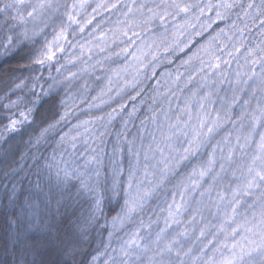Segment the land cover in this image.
Wrapping results in <instances>:
<instances>
[{
	"label": "snow or ice",
	"instance_id": "6c2138e0",
	"mask_svg": "<svg viewBox=\"0 0 264 264\" xmlns=\"http://www.w3.org/2000/svg\"><path fill=\"white\" fill-rule=\"evenodd\" d=\"M132 2L133 5L136 4V0ZM87 5L88 0H72L71 3L67 0H0V15L4 17L5 22L14 21L0 28V56L17 59L21 66L30 72L42 69L46 64L51 66L57 57V52L64 51L61 42L68 40L69 29L75 26L83 32L85 27L92 23V19L83 22L78 19ZM236 6L235 0L233 2L222 0L221 3L209 4L207 7L223 8L228 12ZM101 7L114 9L117 5H97L93 12H97ZM194 8H199V5L189 3L187 0H159V2L152 0V6L141 3L136 6V11L141 15L142 25L159 21L162 27L182 15L188 17ZM247 8L257 11L254 14L246 11L245 17H251L253 21L257 16L264 17V0H261L259 5L249 3ZM199 11L202 15L204 9L199 8ZM132 12L133 7L130 6L128 13L124 14L125 17ZM216 16L218 19H223L224 13L217 11ZM57 19L59 26L58 30L54 28L53 39L49 41L45 37L44 43L37 47L36 38L44 31L43 28L36 26L37 20L42 21L44 27H47L49 22L55 24ZM29 23L33 25L31 29L28 27ZM128 23L131 26H138L135 22ZM260 25L264 27V19H261ZM175 27L183 28L184 25ZM237 30L242 34L245 29ZM72 35H75L74 31ZM80 47L83 49L84 46ZM177 49L183 51L179 48V44L173 51ZM165 52H168L167 48ZM257 55H259L258 59ZM249 57L252 58L253 65H260V73L257 74L253 69L251 75L245 74L247 79H241L240 73H237L231 102L222 99L221 108L215 110L214 117L204 111L205 105L201 103L200 111L196 115V123L191 125L190 132L183 130L188 128L193 120V115L187 107L185 111L188 120L183 122V126L181 127L180 123L169 126L170 129L179 131V135L185 138L184 143L187 147H183L182 151L172 148L170 141L177 134L176 131H172L170 135L161 133L162 140L168 147L167 155L159 144L155 148L149 145L142 153L141 148L136 147L135 137L129 140L126 133L122 137L118 133L117 142L111 153L107 155L106 163L104 141L93 135L92 138L97 140L98 144L97 147H92L85 138L92 132L91 126L97 121H103L104 116L92 117L74 125L68 132L59 136L50 155L42 154L41 140L45 139L46 142L45 133L49 129H55L56 125L65 119L68 115L65 112L55 124H49L47 128L42 129L34 142L30 140L32 146L36 148L34 153L30 156L21 153L18 160L13 159L9 134L18 132L22 125L28 123L29 118L38 111L37 106L44 102V97L51 96L61 82L53 79V83L48 85L43 95L34 92L36 84L33 83L30 89L31 99L26 100L23 96H18L16 100L3 105L8 113L5 117L7 124L0 128V142L9 146L0 153V164L3 165L0 168V180L4 181L3 187L0 188V264H76L77 255L83 254L81 245L87 239L84 235L87 226L99 222V216L103 213L105 195L109 193L112 198L122 196L123 203L111 220L104 218L105 224L111 229L108 232V243L105 244L103 252L91 258L89 264H97L101 256L106 257L103 264H264V47L248 49L246 62ZM191 59L190 57L189 60ZM216 59L217 63L211 67L218 70L220 62L218 57ZM223 63L229 62L225 60ZM57 71L59 72L60 69L58 68ZM83 71L85 69H81V72ZM155 74L153 68L152 75ZM78 75L77 72L68 74L65 79L69 82V86ZM31 79L38 82L40 77L33 76ZM192 79L191 76L188 78L189 84L192 83ZM255 80H259L262 85L260 89L262 96L257 98L256 106L251 112L247 110L251 98L244 100L240 116L233 120L231 108L237 103L236 93L244 91L240 85L248 86L249 81ZM138 83V80L126 81L125 87L117 89V95L122 94L126 87L136 88ZM111 84L109 78V87L106 90L102 89L98 96L92 98L93 101L99 102L90 103L89 109L99 108L114 99L110 95ZM229 84L231 85L232 82L229 81ZM25 86V81L21 80L15 83L10 91L23 89ZM205 86L198 84L193 96ZM83 87L87 90V84ZM5 95L7 96V93ZM251 95L255 96L254 90ZM105 96L108 97L107 100L104 99ZM211 96L212 93L208 92L202 99L214 103L211 101ZM59 103L65 102L61 100ZM21 104L24 105L23 110L19 109ZM125 107L121 104L118 109L113 108L107 114V123L110 124L116 115L125 110ZM13 109L17 111H12ZM135 112L136 109L133 108L132 112L128 113L129 119ZM153 120H155L154 116ZM177 120L179 121V117ZM237 120L240 121L241 129L244 128L245 121L247 122L246 134L238 132L233 143V133L228 132L220 141L212 143L215 136L227 124L231 123L235 129ZM126 124L127 121L125 126ZM140 139L142 143L143 138ZM155 139L153 136V141ZM81 143L84 145V150L77 155L78 145ZM202 148L211 149L207 160L198 167H193L187 177V183L178 184L174 190L169 191L167 185L177 174L178 169L190 157L199 154ZM125 151L129 156V164L127 177L122 179L125 172L123 167ZM237 152L240 153V163L233 168L232 166L236 164ZM27 160H31V163L25 164L24 161ZM229 169H232L233 177L236 176L237 171L240 172L238 182L235 187L229 185L230 196L218 192L216 200L213 201L212 191L217 183L222 182ZM206 178H210L211 183L204 188ZM197 192L199 198L196 196ZM206 196L207 204L204 203ZM153 199L157 200L156 206L152 207L156 219L153 220L149 216L145 222L143 213ZM83 204H87V215L83 214L81 208V215L76 216L77 209ZM213 206L217 211L211 214L213 218L219 216L218 224L206 222L203 214L205 210L211 212ZM221 207H223L222 213ZM157 208H159L158 212ZM189 212L192 213L191 219L184 221L182 217ZM160 213L165 215L161 217ZM197 215L200 216L199 223L203 224V227L198 229V235L196 234ZM72 217H75L77 222L83 221L79 235L75 232L69 234L59 226L63 220H68L70 225L73 224ZM161 219H163L162 227ZM182 224L185 227L181 228ZM153 225L156 227L154 228ZM120 231H123L124 235L115 236ZM114 236L117 247L112 246Z\"/></svg>",
	"mask_w": 264,
	"mask_h": 264
},
{
	"label": "trees",
	"instance_id": "16d2710c",
	"mask_svg": "<svg viewBox=\"0 0 264 264\" xmlns=\"http://www.w3.org/2000/svg\"><path fill=\"white\" fill-rule=\"evenodd\" d=\"M141 1L136 0V4L133 5L132 0H88L86 9L78 19H81L82 22L86 19H92V23L87 25L83 32H80L75 26L69 29L68 40L61 42L64 51L57 52V57L51 63V66L46 64L42 69L30 72L22 67L17 59H6L4 56H0V128L7 124L5 117L8 110L3 105L11 100H16L18 96H23L26 100L31 99L30 89H32L33 83L36 84L34 92L43 95L44 91L48 89V85L53 83V79L61 82L51 96L44 97V102L37 106L38 111L29 118V122L22 125L18 132L9 134L13 159L18 160L21 153L29 156L34 153L36 148L32 146L30 140L34 142L42 129L47 128L49 124H55L65 112L68 113L65 119L56 125L55 129H49L45 133L46 142L45 139L41 140L40 151L42 154L50 155L59 136L68 132L74 125L99 116H104L105 119L92 125V132L85 138L88 139L92 147H97L98 144V141L92 138L93 135L104 141L106 163L107 155L111 153L117 142L118 133L121 137L126 133L129 140L135 137L136 147L141 148L142 153L143 150L148 149L149 145L155 148L159 144L160 147L165 149L167 155L168 147L163 142L161 133L170 135L172 131H176L177 134L173 136L170 143L172 148L182 151L183 147H187V144L184 143L185 138L179 135L178 130L170 129L169 126L177 123H180L181 127L183 126V122L188 120L185 108L190 109L193 120L190 122L189 127L183 128V130L190 132L191 125L196 123V115L200 111L199 106L201 103L205 105L204 111L214 117L216 115L215 110L221 108L222 99L231 102L237 73H240L241 79H247V75H251L253 69L257 74L260 73V65H253L251 57L246 62L245 56L250 48L264 47V27L260 25V21L264 17L257 16L253 21L251 17H245L244 13L246 11L256 13V9L249 10L247 5L249 3L259 5L261 0H235L237 6L228 12H225L223 8L212 7L209 9L207 7L209 4L221 3L222 0H187V2L203 8V14L201 15L199 8H194L188 17L182 15L175 21L170 20L162 27L159 21L150 25L141 24V15L136 11V6L139 5L137 2L141 3ZM67 2L71 3L72 0H67ZM156 2H159V0H156ZM229 2H233V0H229ZM126 3L129 5L128 7L132 6L134 8L133 12L135 11L134 14L130 13L127 17L124 15L127 12H123L121 8ZM103 4H116L117 7L114 9L101 7L97 12H93L97 5ZM217 11L224 13L223 19L217 18ZM144 16H147L146 10ZM126 21L135 22L138 26H131ZM12 23L14 21L11 20L5 22L4 17L0 15V28ZM176 25H184V27H175ZM36 26L44 29L43 34L36 38V46L39 47L44 43L45 37L49 41L53 39L54 28L58 30L59 19L56 20L55 24L49 22L47 27H44L42 21L37 20ZM28 27L31 29L33 25L29 23ZM221 29H223V32H221ZM237 29L245 30L241 34ZM73 31L75 35H72ZM179 33H183V35H179ZM196 33H200V35H196ZM177 44L183 51L178 49L173 51V49H176ZM81 45L84 46L83 49L80 47ZM166 48L168 52H165ZM236 49H239V51H236ZM190 57L191 60H189ZM217 57L220 62L218 70L211 67V65L217 63ZM256 58L258 59L259 55ZM225 60L229 63L224 64L223 61ZM186 61L187 63H185ZM58 68L60 69L59 72L57 71ZM153 68L155 69V76L152 75ZM3 69L15 70L4 71ZM81 69H85V71L81 72ZM70 72L79 73L77 79L71 82V86L65 79ZM33 76H39L40 80L38 82L33 81L31 79ZM190 76L193 78L191 84L188 83ZM109 78L112 81L110 95L114 99L99 108L89 109L88 105L90 103L99 102L93 101L92 98L98 96L102 89L106 90L109 87ZM21 80L25 81L26 86L14 92L10 91L14 84L19 83ZM133 80L139 81L136 88L126 87L122 94L117 95V89L125 87L126 81L131 82ZM229 81L232 82L231 85ZM85 84H87V90L83 87ZM198 84L206 86L201 88L196 96H193ZM240 87L244 88V91L236 93L238 100L231 108L233 120L240 116L244 100L251 98V104L247 109L251 112L256 106L257 98L262 96L260 90L262 85L259 80L249 81L248 86L240 85ZM253 90L255 96L251 95ZM208 92L212 93L211 101H214V103L202 99ZM5 93H7V96ZM132 97H135V99H131ZM104 99L107 100L108 97L105 96ZM61 100L65 103L60 104L59 101ZM121 104L126 106L125 110L116 115V118L108 124L107 114L113 108L118 109ZM23 108L24 105L21 104L19 109L23 110ZM133 108L136 109V112L129 119L128 113L132 112ZM12 111H17V109ZM153 116L155 120H153ZM177 117H179V121ZM125 121H127L126 126ZM237 131L246 134L248 131L247 122L245 121L243 129L240 128V121L238 120L235 129H233L231 123L227 124L215 136L212 143L215 144L220 141L228 132L233 133L232 142L235 143ZM101 133H103V136H101ZM72 134L74 135L75 132ZM153 136L156 138L155 141H153ZM141 137L143 138L142 143ZM8 146V144L0 142V153ZM83 150L84 145L81 143L78 145L77 155ZM210 151V148H202L199 154L190 157L171 179V182L167 185L168 190L172 191L176 185L184 183L193 167H198L203 161L207 160ZM157 159H159V154H157ZM141 162L143 163V155L141 156ZM24 163L30 164L31 160L24 161ZM239 163L240 153L237 152L236 164L232 167L236 168ZM128 164L129 156L125 151L123 155L125 172L122 179L127 177ZM2 167L3 165L0 164V168ZM217 170H219V165H217ZM239 176L240 172L237 171L236 176L233 177L232 169H229L222 182L217 183L214 187L212 191L213 201L216 200L218 192L230 196L229 185L235 187ZM3 183L4 181L0 180V188L3 187ZM210 183L211 179L206 178L204 188H207ZM196 196L199 198L198 192ZM177 200H179V196H177ZM122 203V196L112 198L110 193L105 195L103 213L100 214L98 223L87 226L84 233L87 239L81 245L83 254L77 255L76 264H89L93 256L104 251V246L108 243V232L111 230L105 224L104 218L107 217L108 220H111V217L120 210ZM204 203H208L207 196L204 198ZM156 204L157 200L153 199L143 213L145 222H147L149 216L153 220L156 219V214L152 212V207ZM195 206V202H193V207ZM81 208L86 216L87 204H83L77 209L76 216L81 215ZM158 211L159 208H157ZM216 211L214 206L211 207V212L204 211L206 222L219 223V216L213 218L211 214L216 213ZM220 211L223 212V207ZM160 215L163 217L165 213H160ZM191 216L192 213L189 212L182 219L188 221ZM72 220L73 224L71 225L68 220H63L59 226L69 234L75 232L76 235H79V228L83 221L77 222L75 217H72ZM196 221V234L198 235L199 227H203V224L199 223V215L196 216ZM161 223H163V219L160 220ZM153 227L156 226L153 225ZM180 227L183 228L185 225L182 224ZM189 231H191V227H189ZM123 235V231L115 234V236ZM115 236L112 243L113 247L118 246ZM104 259L106 257L101 256L97 264H103Z\"/></svg>",
	"mask_w": 264,
	"mask_h": 264
},
{
	"label": "rangeland",
	"instance_id": "374dc122",
	"mask_svg": "<svg viewBox=\"0 0 264 264\" xmlns=\"http://www.w3.org/2000/svg\"><path fill=\"white\" fill-rule=\"evenodd\" d=\"M142 1H144V0H142ZM142 1H141V3H142ZM147 2V6H150L151 4H152V0H145V2H143V3H146ZM140 2H137V4H141ZM129 5L126 3V4H124V5H122V10H123V12H127L128 13V9H129V7H128ZM132 7V6H131ZM134 9V8H133ZM133 14L135 13V11L134 12H132ZM238 132L239 131H237V133H236V135L238 134ZM256 139L258 140L259 139V137H258V135L256 136ZM249 151H251V150H249ZM188 181H187V178L185 179V182L184 183H187ZM251 202V200H249V203ZM241 211H243V209H241ZM160 226L162 227L163 226V223H161L160 224Z\"/></svg>",
	"mask_w": 264,
	"mask_h": 264
}]
</instances>
